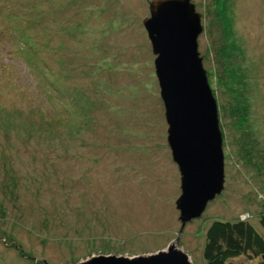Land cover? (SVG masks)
I'll return each instance as SVG.
<instances>
[{
	"label": "rangeland",
	"instance_id": "obj_1",
	"mask_svg": "<svg viewBox=\"0 0 264 264\" xmlns=\"http://www.w3.org/2000/svg\"><path fill=\"white\" fill-rule=\"evenodd\" d=\"M151 1L0 0V264L134 258L178 243L181 174L144 27ZM193 2L226 175L180 236L203 264L212 221L243 218L264 236V0Z\"/></svg>",
	"mask_w": 264,
	"mask_h": 264
},
{
	"label": "water",
	"instance_id": "obj_2",
	"mask_svg": "<svg viewBox=\"0 0 264 264\" xmlns=\"http://www.w3.org/2000/svg\"><path fill=\"white\" fill-rule=\"evenodd\" d=\"M149 8L144 27L156 56L168 144L181 174L182 195L176 202L181 221L178 243L151 255L95 256L79 264H194L179 248L180 236L225 189L218 102L199 52L202 14L193 0H152Z\"/></svg>",
	"mask_w": 264,
	"mask_h": 264
},
{
	"label": "trees",
	"instance_id": "obj_3",
	"mask_svg": "<svg viewBox=\"0 0 264 264\" xmlns=\"http://www.w3.org/2000/svg\"><path fill=\"white\" fill-rule=\"evenodd\" d=\"M225 2L226 0H222V3ZM12 10L17 8L14 6ZM224 15L226 16V11ZM17 18L11 15L9 20ZM227 23L229 24V21ZM21 38L25 36L22 35ZM25 39L29 43V40ZM259 224L264 231V214L261 215ZM203 261V264H244L243 261L249 264H264V236L249 220L243 218L237 221H212L207 226Z\"/></svg>",
	"mask_w": 264,
	"mask_h": 264
}]
</instances>
